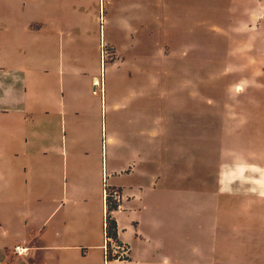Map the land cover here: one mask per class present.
I'll return each mask as SVG.
<instances>
[{"label":"rangeland","instance_id":"rangeland-1","mask_svg":"<svg viewBox=\"0 0 264 264\" xmlns=\"http://www.w3.org/2000/svg\"><path fill=\"white\" fill-rule=\"evenodd\" d=\"M239 3L0 0V151L47 127L99 175L108 223L131 198L128 166L154 157L175 235L148 233L171 264H264V92L251 85L264 89V50L243 45Z\"/></svg>","mask_w":264,"mask_h":264},{"label":"crops","instance_id":"crops-1","mask_svg":"<svg viewBox=\"0 0 264 264\" xmlns=\"http://www.w3.org/2000/svg\"><path fill=\"white\" fill-rule=\"evenodd\" d=\"M239 1L235 7L243 11L239 16L236 14L237 20H242L239 31L254 33L243 45L261 56L264 0ZM246 15L248 19L243 20ZM252 80L253 92H264L258 78ZM261 110L254 111L256 123L261 116L258 113L264 115V107ZM46 128L30 125L26 138H10L1 146L0 264H171L173 256L163 250L165 241L148 233V228L155 234L160 232L167 241L175 235L171 220L160 213L164 207L158 188L165 176L162 167L166 166L154 157H139L140 165L128 166L126 173L131 166L133 169L127 173L133 183L127 189L122 188L125 196L131 198L124 203V211L115 212L113 218L118 225V241L129 246V257L107 262L103 250L104 207L98 197L99 175L84 167L77 169L73 159L69 164V155H73L65 146L66 141L53 140ZM258 128L255 126V130ZM172 158L178 159V155ZM185 160L189 161V156ZM147 161L151 163L146 164ZM228 177H232L231 173ZM183 179L188 181V177ZM132 204L137 210L131 214ZM18 246L28 249L27 253L17 254Z\"/></svg>","mask_w":264,"mask_h":264},{"label":"built area","instance_id":"built-area-1","mask_svg":"<svg viewBox=\"0 0 264 264\" xmlns=\"http://www.w3.org/2000/svg\"><path fill=\"white\" fill-rule=\"evenodd\" d=\"M104 187H106V196H110L109 193H108V190L106 185H104ZM113 197V199L117 202H119L121 200V197H120V194L117 192V191H114L113 194L111 195ZM117 244L113 239L109 238V236L104 235V244H103V250H104V256H105V259H109L111 256H115L117 255L118 253L120 254L119 258L121 259H126L128 258V254H129V251H126V249L128 248H125V246L123 247H120L118 244ZM119 250H121V252H119ZM28 249H25V248H22L20 246L16 247L15 248V252L19 255H25L27 253Z\"/></svg>","mask_w":264,"mask_h":264},{"label":"trees","instance_id":"trees-1","mask_svg":"<svg viewBox=\"0 0 264 264\" xmlns=\"http://www.w3.org/2000/svg\"><path fill=\"white\" fill-rule=\"evenodd\" d=\"M105 203H106V201H105ZM116 207H117L116 205L110 203L107 212L112 213L113 211L117 210ZM106 221H107V224L105 223ZM103 225L106 226V228H107V230H104V235L107 234V236H109V238H113V239L118 240V227H117L116 221L113 220L110 223H108V219L104 218V224ZM113 260H116V258H113V259L109 258L107 260V262H111ZM122 260H128V259H122Z\"/></svg>","mask_w":264,"mask_h":264}]
</instances>
